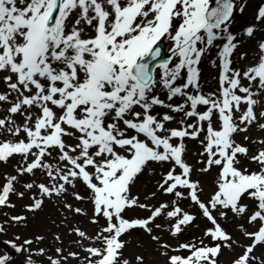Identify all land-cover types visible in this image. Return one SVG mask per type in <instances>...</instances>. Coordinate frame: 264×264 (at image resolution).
<instances>
[{"label": "snow or ice", "instance_id": "snow-or-ice-1", "mask_svg": "<svg viewBox=\"0 0 264 264\" xmlns=\"http://www.w3.org/2000/svg\"><path fill=\"white\" fill-rule=\"evenodd\" d=\"M0 264H264V0H0Z\"/></svg>", "mask_w": 264, "mask_h": 264}]
</instances>
